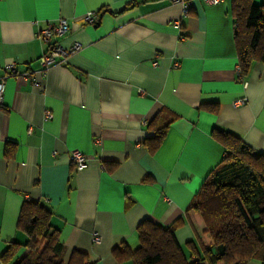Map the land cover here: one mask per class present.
I'll list each match as a JSON object with an SVG mask.
<instances>
[{
    "label": "crops",
    "instance_id": "crops-1",
    "mask_svg": "<svg viewBox=\"0 0 264 264\" xmlns=\"http://www.w3.org/2000/svg\"><path fill=\"white\" fill-rule=\"evenodd\" d=\"M231 7L190 0L182 15L170 0H0V264L25 252L24 201L49 210L65 257L76 249L96 264H133L114 249H134L145 220L177 222L185 254L188 242L199 249L205 225L188 207L225 156L215 129L264 154V61L241 75ZM61 18L67 31L38 38ZM54 42L81 49L44 67ZM73 150L87 157L80 170ZM11 242L21 245L3 258Z\"/></svg>",
    "mask_w": 264,
    "mask_h": 264
},
{
    "label": "trees",
    "instance_id": "trees-1",
    "mask_svg": "<svg viewBox=\"0 0 264 264\" xmlns=\"http://www.w3.org/2000/svg\"><path fill=\"white\" fill-rule=\"evenodd\" d=\"M231 13L239 69L244 75L253 61H264V3L232 0ZM171 120L156 125L153 146L163 138ZM214 134L225 156L206 175L188 207L205 224L199 249L188 242L189 254H185L174 236L177 222L163 226L145 220L137 228L138 245L114 249L118 258L131 259L133 264H246L251 260L264 264V154L231 131L215 129ZM50 214L40 202H23L17 229L26 235L25 252L15 264H96L76 249L65 257L66 248L49 222ZM19 245L11 242L3 258L11 257Z\"/></svg>",
    "mask_w": 264,
    "mask_h": 264
},
{
    "label": "built area",
    "instance_id": "built-area-1",
    "mask_svg": "<svg viewBox=\"0 0 264 264\" xmlns=\"http://www.w3.org/2000/svg\"><path fill=\"white\" fill-rule=\"evenodd\" d=\"M172 3H180L182 8L181 12L182 15H187L190 10V0H170ZM207 3L215 4L219 2L220 0H205ZM96 14L95 12H88L85 16V20L87 23H93L95 20ZM69 28L68 22L66 19L61 18L56 24H48L45 28L39 30L37 36L42 41H49L52 37L60 36L65 31H67ZM81 49V44L79 42H73L68 47H63L59 43L54 42L53 44H50L49 47L43 52V54L39 58V62L42 66L48 67L51 64H59L66 60V58L79 51ZM7 68L14 70V64H8ZM45 72V69L43 70ZM3 79L0 80V105L2 103V97H3ZM244 99H238L234 103H242ZM51 116L50 113H46L45 117L49 118ZM98 141V140H95ZM69 159L73 166L80 170L82 169L85 164L87 157L85 154L78 150H73L70 152ZM100 235L94 234L93 240L95 242L100 241Z\"/></svg>",
    "mask_w": 264,
    "mask_h": 264
},
{
    "label": "rangeland",
    "instance_id": "rangeland-1",
    "mask_svg": "<svg viewBox=\"0 0 264 264\" xmlns=\"http://www.w3.org/2000/svg\"><path fill=\"white\" fill-rule=\"evenodd\" d=\"M205 225V224H204Z\"/></svg>",
    "mask_w": 264,
    "mask_h": 264
}]
</instances>
